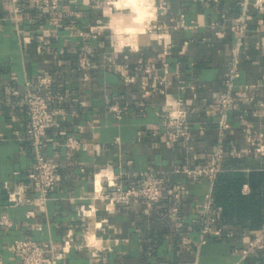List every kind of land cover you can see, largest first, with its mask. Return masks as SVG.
<instances>
[{
  "label": "crops",
  "instance_id": "crops-1",
  "mask_svg": "<svg viewBox=\"0 0 264 264\" xmlns=\"http://www.w3.org/2000/svg\"><path fill=\"white\" fill-rule=\"evenodd\" d=\"M243 1L154 0V14L147 11L148 0H116L113 8L110 0H57L58 20L35 0L0 1V219L7 216L11 222L0 226V264H22V257L9 250L17 239L61 251L69 233L70 251L58 264H264V223L256 226L248 213V220L223 226L222 208L214 206V190L226 174L242 173L238 194L249 197L254 192L250 175L264 173V157L248 153L241 120L244 116L264 130V115L258 116L257 104L247 99L264 93L259 14H253L240 51V79L229 112L232 129L226 133V149L235 148L241 156L226 158L214 181L184 172L206 166L219 140L215 103L227 91L237 42L230 28ZM82 54L91 58L88 72L78 67ZM44 78L52 80L46 88L52 96L63 100L53 106L62 113L43 149L59 165V181L41 202L27 178L34 148L26 139L23 96L15 92L23 94L26 82ZM177 101L190 111L191 140L166 145L162 121ZM69 137L80 142L75 151L64 146ZM149 169L167 176L158 205L131 202L107 210L93 199L100 174L109 172L127 186ZM174 184L183 187L182 233L193 240L185 248L169 217L167 189ZM235 184L232 180L228 195H237ZM255 192L264 197V181ZM11 193L25 200L10 203ZM207 195L213 199L215 228L233 236L212 235L200 245ZM83 207L92 215L83 217ZM88 238L96 240L94 245ZM242 250H249L245 258Z\"/></svg>",
  "mask_w": 264,
  "mask_h": 264
},
{
  "label": "built area",
  "instance_id": "built-area-1",
  "mask_svg": "<svg viewBox=\"0 0 264 264\" xmlns=\"http://www.w3.org/2000/svg\"><path fill=\"white\" fill-rule=\"evenodd\" d=\"M1 1V0H0ZM36 5L41 9L53 11L57 14V0H35ZM16 12H20L21 8L16 7ZM259 14V24L264 31V0H244L241 3V14L237 21L231 26V31L236 34L237 42L233 51L231 67L226 78V93L218 97L215 103L216 111L219 114L217 125L219 129V140L211 153L208 163L204 167L189 169L185 168L184 172L194 179L206 178L214 181L222 171V162L230 157H239L241 154L234 148L227 150L225 147L226 133L232 129V123L229 119V112L234 103L233 90L240 79V61L239 55L245 38L249 32L250 21L253 14ZM61 15L57 14V20ZM264 47V42L259 43ZM92 66V61L89 56L84 54L78 58V67L84 71ZM149 71V70H148ZM50 78L39 80L36 84L26 82L23 90L16 91V95H22L24 106L28 117V125L26 127V139L31 142L34 148V165L32 171L28 174L31 186L39 191V200L45 202L49 194L55 190L59 181V165L50 160L44 153V141L56 123L57 117L62 113L59 108L53 107L57 100L63 98H55L52 93L46 88L51 83ZM157 82H154L156 84ZM146 83H144L145 85ZM37 89V90H36ZM149 94V92H147ZM251 102L257 104L259 108L258 116L264 115V93L259 96L254 94L247 98ZM170 110L165 114L162 125L165 129V143L166 145H173L177 143H189L191 140V128L189 123L190 111L181 101L170 103ZM118 114L120 110L114 108ZM120 115V114H119ZM243 122V136L248 145V153L255 154L258 157H264V130H257L248 124L244 116H241ZM80 145L77 138L69 137L64 146L68 150L75 151ZM167 176L158 173L152 169L140 175V178L124 186L120 179L110 174L109 172L100 174L94 181V200H100L107 210L117 204H130L131 202H147L150 205H158L162 199V190L167 182ZM183 187L181 184H174L167 189V195L172 199V207L169 212V217L176 222V232L178 233V244L181 247H189L193 244V240L182 233L181 223L185 220L181 212L180 203L182 198ZM10 203L18 204L25 199L15 193L9 196ZM201 236L200 245L207 242L209 236L217 235L219 237H232V233L223 234L222 231L215 228L217 221L216 215L213 211V199L211 195H207L201 206ZM80 214L83 217L92 215V209L83 207ZM0 226H11L10 219L7 216H2L0 219ZM72 234L67 235V243L61 251H56L53 246L43 247L33 239H17L9 247L13 254H19L22 257V264H58L64 259V255L70 251L69 241ZM91 239V238H90ZM88 240V245H94L95 242ZM258 242L251 243V247H255ZM249 250H242L240 254L245 258Z\"/></svg>",
  "mask_w": 264,
  "mask_h": 264
},
{
  "label": "trees",
  "instance_id": "trees-1",
  "mask_svg": "<svg viewBox=\"0 0 264 264\" xmlns=\"http://www.w3.org/2000/svg\"><path fill=\"white\" fill-rule=\"evenodd\" d=\"M20 3L21 0H19V4ZM219 177H221V175H219ZM232 180L236 181L235 189L237 190V195L235 196L228 195L229 190L231 188L234 189L231 185ZM244 181L245 179L242 173L226 174V177L220 181L223 182L222 187L218 186L217 188L216 186L214 190V206L222 208L224 219V223H222L223 226H226V224H239L242 221L248 220V213L253 214V217L250 219L256 224V226L264 223V217L261 215L262 209L264 208V197L261 198L259 194L255 192L264 181V173L254 172L250 175V182L253 186L254 192L249 197L242 196L240 193L238 194ZM235 216L238 218L234 219Z\"/></svg>",
  "mask_w": 264,
  "mask_h": 264
},
{
  "label": "rangeland",
  "instance_id": "rangeland-1",
  "mask_svg": "<svg viewBox=\"0 0 264 264\" xmlns=\"http://www.w3.org/2000/svg\"><path fill=\"white\" fill-rule=\"evenodd\" d=\"M110 1L112 2V3L110 2V3H111V5H110L111 8L115 7V2H116V0H110ZM152 1H154V0H148V2H146V4H147L146 8H147V11H148V12H154V14H155V7L153 6ZM148 3H150L151 6L148 5ZM154 16H155V15H154ZM154 16H153V17H150V19L147 20V22H146V23H147V24H146V25H147V26H146V29H148V23H149L152 19L155 18ZM90 240H92L93 242L96 241V240H94L93 238H91Z\"/></svg>",
  "mask_w": 264,
  "mask_h": 264
},
{
  "label": "bare ground",
  "instance_id": "bare-ground-1",
  "mask_svg": "<svg viewBox=\"0 0 264 264\" xmlns=\"http://www.w3.org/2000/svg\"><path fill=\"white\" fill-rule=\"evenodd\" d=\"M122 2H123V1H122ZM126 2H127V1H126ZM127 3H128V2H127ZM127 3H126V4H127ZM129 3H130V1H129ZM132 3H133V2H132ZM129 5H131V3H130ZM132 5H133V4H132ZM116 6H119V5H116ZM150 6H151V5H150ZM126 7H127V5H126ZM131 7H132V6H131ZM140 7H141V6H140ZM121 8H122V7H121ZM137 8H138V7H137ZM117 9H118V7H117ZM139 9H140V8H139ZM113 12H114V11H113ZM117 12L119 13V11H117ZM131 12H133V11H131ZM134 12H135V11H134ZM111 13H112V12H111ZM111 13H110V14H111ZM137 13H138V12H137ZM137 13H136V14H137ZM112 16H113V15H112ZM147 16H148V15H147ZM113 17H114V16H113ZM144 17H145V16H144ZM115 18H116V17H115ZM141 18H142V16H141ZM146 18H147V17H146ZM142 19H143V18H142ZM133 21H135V20H133ZM133 21H132V22H133ZM137 21H138V20H137ZM137 21H136V24H138ZM115 23H116V22H115ZM134 23H135V22H134ZM141 23H142V21H141ZM144 23H145V22H144ZM142 25H143V24H142ZM144 25H145V24H144ZM131 26H132V25H131ZM138 26H139V25H138ZM140 26H141V25H140ZM116 30H117V29H116ZM130 30H131V29H130ZM132 30H133V29H132ZM140 31H141V30H140ZM143 31H144V30H143ZM132 32H134V31H132ZM137 32H138V30H137ZM117 34H118V33H117ZM119 34H121V33H119ZM131 34H132V33H131ZM129 36H130V35H129ZM131 36H132V35H131ZM134 36H135V35H134Z\"/></svg>",
  "mask_w": 264,
  "mask_h": 264
}]
</instances>
